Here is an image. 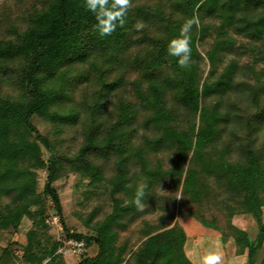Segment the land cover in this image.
Wrapping results in <instances>:
<instances>
[{
    "label": "trees",
    "instance_id": "1",
    "mask_svg": "<svg viewBox=\"0 0 264 264\" xmlns=\"http://www.w3.org/2000/svg\"><path fill=\"white\" fill-rule=\"evenodd\" d=\"M145 3L137 8L130 6L125 23L118 25L110 35L101 37L94 27V15L84 7V0H46L39 9L27 16L23 31L17 32L14 38L0 40V80L15 77L23 88V95L14 100L0 93L3 109V114H0V164L7 165L4 170L0 167V196L2 190L7 188L5 184L17 176H12L7 170H15L17 174L20 162L46 168L44 192L50 196L62 219V204L54 181L59 177L64 163L76 169L82 177L90 180L105 179L112 193L121 192L129 202L122 204V197L120 200L116 198L113 211L97 227L95 235L70 233L64 220L62 223L68 236L84 238L87 245L93 242L98 244L95 255L84 254L76 264H121L127 248L126 242L115 245L114 256L109 255V250L118 236L117 228L123 224L122 216L136 210L132 201L137 190H142V187L137 181L129 180L128 168L123 158L118 159L114 174L107 178L103 168L94 162L93 157L103 158L121 153L127 135L134 129L130 125L134 121L136 110L128 102L119 105L112 122L99 119L104 96L117 88L122 80L120 76L117 79L111 76V64L131 62L147 82L148 92L142 97L143 104H148L155 110V120L162 129L160 138L150 140L157 142L159 139L172 145L175 148L172 162L181 169L186 159L184 150L191 151L192 159L202 165L206 174L214 177L230 192L242 194L241 206L254 217L257 230L253 236L245 228L233 224L231 238L236 244L237 252L246 250V264H263L264 254L260 256V252L264 250V166L248 146L241 150L246 160L244 164H232L224 158V151L228 149L230 141L222 149H216L217 141L225 130L234 134L238 129L246 128L249 139L256 117L242 113L238 97L242 98L245 93V98H251L255 102L258 89L256 84L247 79L240 81L236 78L240 68L244 70L241 73H245V69L250 70L252 67L241 66L235 56L229 59L220 73H216V69L222 62L224 53L234 50L236 39L230 32L264 43V0H155L149 6ZM161 3L178 10L185 19L193 16L198 19L200 11L218 19L214 39L206 51L210 67L201 82L197 81L192 71L184 76L176 63L177 58L170 55L175 66L174 77L163 75V69L171 67L167 60V45L163 39H152L153 47H145L143 52L124 55L130 46L131 28L138 19L144 22L149 18L163 19L158 8ZM194 27V38L204 36L209 30L206 24L197 23ZM142 31L146 32V29L143 28ZM142 35L145 37L146 34ZM76 60L87 61L88 70L84 74L83 88H91L98 102L90 103L86 98L83 100L89 116L88 124L83 130V140L74 155L64 157L55 152L48 137L40 132L31 118L38 114L46 119L69 122L76 119L74 111L66 113L52 109V106H58L72 95L71 87L60 84L59 88H51L44 84L48 79L53 80L64 61L69 63ZM171 89L177 91L176 94L173 91V101L167 96ZM257 117L262 121L264 113ZM180 120L184 121V126L180 124ZM42 145L50 151L47 160L43 158ZM140 164V173L147 175L149 184L153 178L164 173L159 168L150 169L142 157ZM196 179L195 168L188 167L185 191L199 194ZM32 217L35 218L33 215ZM20 219V214L4 213L0 208V229L17 228ZM198 219L203 225L214 227L212 221ZM40 221L43 222L41 216L36 223ZM143 232L147 236L142 244L137 250L129 249L135 253L139 264H193L184 250L186 234L181 225L155 233L147 228ZM36 233L35 229L26 233L24 264H68L58 251V241L45 253L33 249ZM221 234L225 239L228 237L223 231ZM103 255L106 260L97 263L96 259Z\"/></svg>",
    "mask_w": 264,
    "mask_h": 264
},
{
    "label": "rangeland",
    "instance_id": "2",
    "mask_svg": "<svg viewBox=\"0 0 264 264\" xmlns=\"http://www.w3.org/2000/svg\"><path fill=\"white\" fill-rule=\"evenodd\" d=\"M44 1L46 0H0V40L14 38L17 32L23 31L26 27L27 16L39 9ZM144 2L149 6L153 5L155 0H130V6L137 8ZM158 8L163 19L149 18L145 22L138 19L131 28L130 46L124 55L143 52L146 50L145 47L152 48V39H163L167 45L171 38L178 36L180 25L185 21V17L181 12L164 3H161ZM199 13L198 24H206L209 30L204 36L194 38L192 35L196 32V28L194 25L192 26L188 34L191 59L188 65L179 66V69L184 76L192 71L197 81L201 82L210 67L206 51L211 47L218 19L207 16L204 11ZM143 28L146 29V32L142 31ZM143 33L146 34L145 37H143ZM230 33L236 39L234 50L224 53L225 56L217 66L216 73H220L224 65L234 56L241 66L244 65L245 68H248L250 65L252 67L249 68L250 70L245 69V73H241L244 70L240 68L236 78L240 81L247 79L250 83L257 85L258 98L255 102L251 98H245V93L241 96L242 98L238 97L242 113L250 117L255 115L256 123L249 139L246 128L238 129L234 134H229L227 130L223 131L221 139L217 141L216 149H222L227 144L226 142L230 141L228 149L224 151V158L232 164H244L246 160L241 150L248 146L253 150L252 153L261 160L263 167L264 118L261 121L257 116L264 113V43L251 41L243 34ZM167 58L171 67H165L163 75L174 77L173 59L169 54H167ZM87 70V61L76 60L69 63L64 61L56 75L54 74L53 80L48 79L44 82L51 88H59L60 84H67L71 87L72 95L64 99L63 103L58 106H52V109L66 113L76 112L77 117L74 121L46 119L38 114H34L31 118L32 123L37 126L40 132L48 137L55 152L64 155V157L74 155L83 140V130L89 121L88 111L83 100L86 98L90 103L98 102L91 88H83L84 84L82 83ZM110 72L114 79L120 76L122 80L118 83L117 88L104 96L99 119L108 123L112 122L119 105L128 102L132 109L136 110L134 121L130 125L134 129L127 135L121 153L103 158L93 157V160L100 164L105 176L109 178L116 170L118 159L123 158L128 168L129 180L137 181L142 187L144 195L141 207L137 208L136 206V210L131 214L122 216L123 224L117 228L118 236L113 240L109 255L116 254L115 245L126 242L127 248L121 264H139L135 253L129 249L137 250L142 244L147 236L143 231L148 228L152 233H155L173 228L178 224L183 227L182 220L186 217L194 218L199 222L198 218L212 221L214 227L210 228L225 232L229 238H231L233 224L245 228L254 236L257 230L256 221L251 214L243 210L240 203L241 193L230 192L214 177L206 174L202 170V165L192 159L191 151L184 150L186 159L183 161V169H181L180 166L172 162V157L175 155V148L172 145L159 139L157 142L150 140L156 137L160 138L162 129L157 123L158 121L155 120L157 117L155 110L148 104H143L142 97L148 91L147 82L141 72L136 70L131 62H113ZM22 91L23 88L17 83L15 77L0 80V93L9 99L19 98L23 95ZM173 91L176 94L177 91L173 89L167 92V96L171 100L174 95ZM247 93L250 94V92ZM207 98L208 96L204 100L206 101ZM0 114H3L1 103ZM183 120H180L182 126L185 125ZM196 122H198L197 116ZM42 155L46 160L50 156V151L44 145H42ZM141 157L150 169L159 168L164 172L153 178L150 184L147 175L140 173ZM5 165L6 163L0 164L2 170ZM17 167V174L15 170H7V173L17 176L5 184L7 188L1 192L0 208L4 213L20 214L21 219L17 228L0 229V264H24V252L27 245L26 233L30 229L37 231L33 249L45 253L56 241L59 242L60 247L68 236V232H81L84 235L97 234V227L113 211L115 199L120 200L122 197V204L129 202V199L125 198L121 192L112 193L105 179L90 180L87 177H82L76 169L64 163L60 169L59 177L54 181L62 204L61 219L50 196L44 192L47 178L46 168L28 165V162H20ZM188 167H194L196 170L198 195L189 190L185 191V176ZM262 172L264 173V167ZM262 209L264 214V205ZM55 213L60 216V220L58 222L47 221V218ZM32 215L35 216L36 221L41 216L43 222L36 223ZM62 220H64L68 232L64 228ZM97 251L98 244L93 242L87 245L82 254L59 252L66 263L73 264L79 260L80 255L90 254L93 256ZM263 254L264 250L260 252V256ZM105 260L106 256L104 255L96 259L97 263H103Z\"/></svg>",
    "mask_w": 264,
    "mask_h": 264
},
{
    "label": "clouds",
    "instance_id": "3",
    "mask_svg": "<svg viewBox=\"0 0 264 264\" xmlns=\"http://www.w3.org/2000/svg\"><path fill=\"white\" fill-rule=\"evenodd\" d=\"M84 7L91 12L94 17L99 36L110 35L118 25L125 23L130 0H84ZM197 19L193 16L186 18L180 25L178 36L171 38L167 43V53L176 57V63L180 67L188 65L191 59V46L189 33ZM139 27V25H137ZM142 190H137L132 201L137 208L141 207ZM200 264H221V255L218 251H209L200 257Z\"/></svg>",
    "mask_w": 264,
    "mask_h": 264
},
{
    "label": "crops",
    "instance_id": "4",
    "mask_svg": "<svg viewBox=\"0 0 264 264\" xmlns=\"http://www.w3.org/2000/svg\"><path fill=\"white\" fill-rule=\"evenodd\" d=\"M182 222L187 235L184 250L193 264H200V257L209 251L220 253L221 264L247 263L246 250L237 252L236 244L232 238H223L219 231L203 225L194 218L186 217L183 218ZM79 260H76L73 264H76Z\"/></svg>",
    "mask_w": 264,
    "mask_h": 264
},
{
    "label": "built area",
    "instance_id": "5",
    "mask_svg": "<svg viewBox=\"0 0 264 264\" xmlns=\"http://www.w3.org/2000/svg\"><path fill=\"white\" fill-rule=\"evenodd\" d=\"M60 220V216L55 213L50 218H47V221L50 222H58ZM87 248V244L84 238H79L75 236H67L63 241V244L59 247V251L63 253H77L82 254Z\"/></svg>",
    "mask_w": 264,
    "mask_h": 264
}]
</instances>
